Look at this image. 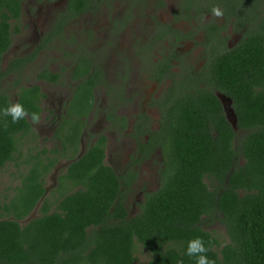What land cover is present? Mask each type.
Instances as JSON below:
<instances>
[{"label": "trees", "instance_id": "16d2710c", "mask_svg": "<svg viewBox=\"0 0 264 264\" xmlns=\"http://www.w3.org/2000/svg\"><path fill=\"white\" fill-rule=\"evenodd\" d=\"M25 1L0 0V79L38 51L11 60L4 70L1 67L12 32H19L17 25L11 28V22L20 19ZM261 2L256 0L255 6ZM262 12L246 25L241 40L210 66L208 84L231 100L237 129L211 87H194L173 101L161 124L159 186L145 191L133 216L128 215L124 199L137 171L130 165L119 172L105 164V138L101 136L80 156H73L59 177L54 210L48 209L44 199L41 215L22 224L44 196L42 175L54 166L51 161L39 168L35 164L22 177V182L27 179L26 191L18 186L6 202L0 200V264H134L135 242L150 254L146 264L181 260L196 264V258L185 253L188 242L197 237L211 248L205 255L215 264H264ZM52 35L53 30L42 38L40 47ZM38 76L50 81L58 77L46 69ZM86 85L83 79L78 88L80 114L89 106ZM16 96L13 102L0 92V110L18 102L29 114H40L45 94L38 85L20 86ZM31 131L30 117L13 123L11 116L0 111V169L14 161L18 141ZM238 131L244 133L239 136ZM71 138L75 142V134ZM212 218L225 227L226 243L219 244L202 227L204 220Z\"/></svg>", "mask_w": 264, "mask_h": 264}, {"label": "flooded vegetation", "instance_id": "af4514ba", "mask_svg": "<svg viewBox=\"0 0 264 264\" xmlns=\"http://www.w3.org/2000/svg\"><path fill=\"white\" fill-rule=\"evenodd\" d=\"M69 1L64 0L48 31L42 35L35 48L26 55L16 57L25 58L38 49L34 58L23 60L13 71L17 72L34 61L39 50L44 47H40L42 38H46L52 30L53 35L45 46L61 38L66 27L81 19L84 40L78 42L77 36L71 37L75 39L69 68V78L73 81L71 95L62 112H54V123L51 117L52 136L59 139L63 152L71 150L72 154L77 153L79 143L82 148L79 154L85 152L81 135L85 124L82 119H87L95 108H99V117L109 126L108 132L116 135L124 133L135 143L134 152L122 172L130 165L138 171L140 163L155 153L160 155L162 168L160 132L163 116L173 101L186 92H192L197 86L211 87L221 102L226 118L234 117L236 124L231 100L208 84L210 66L219 54L232 49L241 40L246 25L262 15V2L255 6L256 0ZM214 6L223 10L222 18L211 14ZM233 29L238 37L229 42ZM183 45H186L185 49ZM112 58V69L107 71L105 62ZM197 60L199 63H196ZM50 72L58 75L55 81L37 77L49 83L58 82L59 73ZM83 79L87 81L89 106L80 114L76 103ZM226 104L230 114L225 110ZM123 109L126 111L123 112ZM42 112L43 108L40 117ZM75 119L81 122V130L75 141L77 144L71 147L69 144L75 143L71 138L75 134V125L72 124ZM101 136L105 138L106 152L105 134H98L90 145ZM145 191L148 190H143L142 200Z\"/></svg>", "mask_w": 264, "mask_h": 264}, {"label": "rangeland", "instance_id": "374dc122", "mask_svg": "<svg viewBox=\"0 0 264 264\" xmlns=\"http://www.w3.org/2000/svg\"><path fill=\"white\" fill-rule=\"evenodd\" d=\"M63 3L64 0L52 2L46 0H27L23 2L20 19L11 22V28L13 29L17 25L19 32H12V43L2 57L1 67L3 70L11 60L26 55L35 48L42 35L48 31L55 13L61 9ZM231 32V36L228 38L229 42L236 40L238 37L234 29ZM72 36H77L78 42L84 40L81 19H77L74 24L66 27L61 38L41 48L33 62L21 70L9 73L0 79V92H6L13 102L17 98L16 92L19 86L22 85L38 84L45 93V98L41 101L43 112L41 113L40 123L34 124L32 133L25 135L18 141V152L15 154L16 158L14 161H9L0 169V200L6 202L15 192L16 187L19 186V188L23 189V192L26 191L27 179L25 178V182H22V177L27 175L30 168L32 169L35 164L39 168L40 164H46L49 161L54 162V166H49L48 170L41 177L42 186L45 190L44 196L38 200L29 215L20 221L22 224L29 219L41 215L40 208L44 199L48 203V209L50 211L54 210L55 201L59 195V177L65 172L72 157L79 156V151L82 150L79 143L77 153L72 154L71 150L63 152L59 139L52 136L53 129L50 127L52 123L51 117H53V123L55 120L54 112H62L72 91L73 81L69 78V68L72 62L71 48L75 44V39L71 38ZM183 47L185 49L186 45H183ZM113 62L114 58L107 59L105 62L107 71L110 68L112 69ZM196 63H199V61L197 60ZM42 68L59 73L58 82L49 83L39 79L37 77L38 71ZM99 110V108H95L92 115H88L87 119L86 117L82 119L85 124L81 132L85 144L83 148H87L93 143L98 134H105L107 143L104 162L112 166L116 171L122 172L130 159V155L134 152L135 143L124 133L116 135L113 132H108L109 126L105 125L104 120L99 117ZM225 110L228 114L231 113L227 104ZM122 111L125 112L126 109ZM228 119L229 122H232V125L233 122L235 123L234 117L228 116ZM72 124L75 125L76 141L81 130V122L79 123V120L75 119L72 121ZM234 128L237 129L236 124ZM63 132L64 130H62ZM243 133L242 131H238L239 136ZM75 144L77 142L69 144V146L74 147ZM160 163V155L158 153L140 163L136 180L130 186L124 199L129 216H133L138 212V203L142 201L143 190L153 191L158 188ZM201 225L216 237L219 244H224L228 241L225 227L217 219H206ZM134 255L136 257L134 264H146L150 257L149 252L137 242H135Z\"/></svg>", "mask_w": 264, "mask_h": 264}, {"label": "clouds", "instance_id": "9594fccd", "mask_svg": "<svg viewBox=\"0 0 264 264\" xmlns=\"http://www.w3.org/2000/svg\"><path fill=\"white\" fill-rule=\"evenodd\" d=\"M211 14L216 18H222L224 16V12L219 6H214L211 9ZM0 111H2V114L4 116H11L13 123H17L21 119L30 117L33 124H39L41 119L38 113L33 112L29 114V112L23 107V105L18 102L12 103L8 107ZM210 250V247H205L202 238L197 237L196 239L190 240L188 242V247L185 255L189 257H195L196 264H215L214 260L209 259L207 255H205ZM178 264H183V261H179Z\"/></svg>", "mask_w": 264, "mask_h": 264}, {"label": "water", "instance_id": "95a60500", "mask_svg": "<svg viewBox=\"0 0 264 264\" xmlns=\"http://www.w3.org/2000/svg\"><path fill=\"white\" fill-rule=\"evenodd\" d=\"M233 126L235 127V123L233 122Z\"/></svg>", "mask_w": 264, "mask_h": 264}]
</instances>
